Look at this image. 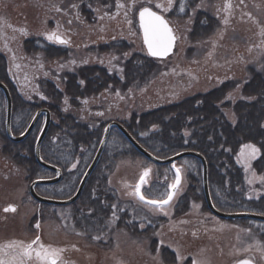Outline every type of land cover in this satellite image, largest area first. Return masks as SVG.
Returning a JSON list of instances; mask_svg holds the SVG:
<instances>
[{"label":"rangeland","instance_id":"1","mask_svg":"<svg viewBox=\"0 0 264 264\" xmlns=\"http://www.w3.org/2000/svg\"><path fill=\"white\" fill-rule=\"evenodd\" d=\"M86 2L94 16L90 22L82 12V3L76 0H0V52L7 59L17 93L41 109L51 101L41 82H52L64 95L61 111L91 129L102 127L104 134L111 122L126 124L133 115L207 94L226 81L237 86L225 102L246 100L243 84L254 73L264 76V0L203 1L188 13L176 11V2L170 11L155 7L157 3L167 7V0ZM144 6L169 20L179 39L175 53L164 61L157 60L156 69L144 81L135 79L130 85L110 87L97 95L69 96L65 89L67 74L98 66L124 82L128 57L148 55L139 23V11ZM198 11L209 13L219 23L215 33L202 41L191 37ZM52 32L68 43L48 40L47 34ZM27 41L46 42L65 52L66 57L50 59L42 52L29 53ZM121 43L122 47H115ZM56 120L53 114L52 124ZM44 124L41 118L36 136ZM115 147L116 141L110 144V152ZM3 148L0 140V251H8L9 257L18 255L19 249L5 247L10 242L27 245L39 237L46 247L62 250L59 259L68 264H237L244 259L264 264V224L246 227L214 217L205 202L193 201V196L187 195L190 184L185 167L179 190L162 212L133 193L144 170L151 169L142 192L148 199L164 198L176 179L170 168L143 158L118 160L109 171L111 164L104 165L106 191L115 197L114 210L107 232L88 239L76 228L72 207H40L33 200V181L25 169L4 154ZM52 177L48 173L38 178ZM50 191L39 190L44 195ZM10 206L15 211H5ZM120 220L125 222L123 227L118 226ZM166 249L174 254L173 263L165 260ZM38 262L33 252L29 263Z\"/></svg>","mask_w":264,"mask_h":264},{"label":"trees","instance_id":"2","mask_svg":"<svg viewBox=\"0 0 264 264\" xmlns=\"http://www.w3.org/2000/svg\"><path fill=\"white\" fill-rule=\"evenodd\" d=\"M76 1L82 3L84 16L89 22L92 21L93 12L86 0ZM203 1L217 0H175L176 11L181 12L180 8L183 7V12H192ZM218 27L219 23L212 15L198 11L191 37L195 41L208 39ZM25 45L29 53L42 52L50 59L66 57L65 52L46 42L27 41ZM122 46L123 43L115 47ZM156 65V60L148 56L132 54L125 64L124 82L110 75L104 68L87 66L66 75L65 89L73 99L97 95L110 87L130 85L135 79L144 81L156 69ZM0 81L9 87L12 94L13 131L23 132L41 108L17 93L9 75V64L1 52ZM41 86L51 99L42 108H49L57 116L44 141L42 154L47 162L62 168L65 176L60 185L40 190L49 189L50 195L69 198L96 154L103 136L102 127L91 129L73 115L64 114L61 111L63 93L49 81H42ZM236 86L233 81L223 82L207 94L191 96L159 109L133 115L128 123L123 124L145 149L159 157L168 158L187 150L205 156L209 166L212 199L219 210L264 215V76L254 73L243 84L242 94L246 100L225 102L229 94L236 90ZM5 104V96L0 91V140L4 145V154L27 171L29 180L45 176L48 172L37 164L34 156L37 130L21 144L10 142L5 131ZM225 111H230L231 114L227 115ZM115 141L117 147L110 152L109 146ZM246 143L254 144L260 149L257 156L249 162L248 168L242 160L238 162L240 149ZM126 158L142 157L120 133L113 132L97 170L79 202L72 206L76 228L84 232L88 239L107 232L114 210L115 197L106 191L107 176L102 172L103 166L111 164L107 169L112 170L116 161ZM181 163L188 170L190 189L187 195L193 196V201L204 202L200 162L189 158ZM70 169L72 170L68 172ZM58 190L64 192L57 193ZM188 208L189 203H186V209ZM125 216L124 214L123 217ZM124 223V220H120L118 226L123 227ZM237 223L246 227L261 224L252 220ZM262 240L264 241V234ZM163 255L168 263L174 262L175 256L169 250H164Z\"/></svg>","mask_w":264,"mask_h":264},{"label":"water","instance_id":"3","mask_svg":"<svg viewBox=\"0 0 264 264\" xmlns=\"http://www.w3.org/2000/svg\"><path fill=\"white\" fill-rule=\"evenodd\" d=\"M139 23H140V21H139ZM140 28L142 31V36H143V41H144V31H143V28L141 27V25H140ZM172 30H173V28H172ZM173 34L175 36L173 48L171 49V51L167 55H165L163 57L150 55L148 52L147 44L144 41V45H145V48L148 52V55L151 58L156 59V60H166L169 57H171L175 53L177 42H178V36L174 32V30H173ZM0 90L4 93L5 98H6V102H7L6 133H7L8 139L11 142L18 144V143H21V142L27 140L28 137L31 136V134L37 128L41 118H45L44 127H43L42 132H41V134L37 140V143H36L35 158H36V161L40 167L44 168L45 170H47L49 172L55 173L56 178L50 179V180H37V181L32 183L31 188H30V192H31V195L34 198V200L37 201L38 203L44 204V205H49V206H59V207H66V206H70V205L75 204L81 198L90 178L92 177V175L96 171L97 167L99 166L101 159L103 157V154L105 152V149L107 147V144H108V141H109V138L111 136L112 131L116 130V131H119L124 136V138L130 143V145L136 151H138L142 157H144L145 159H147L148 161H150L156 165H159V166H166V165H173V164L177 165L178 162L182 161L183 159H187V158H194V159L199 160L202 164L203 190H204V196H205L206 204H207L210 212L214 216H216L222 220L248 219V220H255V221L264 222V216L263 215L251 214V213H225V212L218 210L215 207V205L212 201L211 191H210L209 166H208L206 158L201 153L196 152V151H184V152H180L176 155H173L169 158L157 157V156L153 155L152 153H150L147 149H145L129 133L127 128L119 122H111L106 127L104 134H103L101 144L99 146V149H98L92 163L90 164L87 171L85 172L76 194L72 198L67 199V200H59V199H53V198H47V197L41 196L36 192V189L38 186L55 185V184L60 183L63 179L62 170L59 169L58 167L52 165V164L47 163L42 157V151H41L42 145L44 143L45 138L48 135V132H49L51 124H52V113L48 109H42V110L38 111L36 113L35 117L33 118L32 122L30 123L29 127L27 128V130L22 135L16 136L12 130L13 99H12L11 92H10L9 88L7 87V85L3 82H0ZM179 169L181 170V168H179ZM174 172H175V169H174ZM175 174H176V172H175ZM180 177H181L180 184H179L177 190L175 191L173 199H174L177 191L179 190L181 183H182V180H183L181 171H180ZM140 191L142 192V189H140ZM138 199H139V197H138ZM173 199L169 202V204L173 201ZM141 202L145 203L144 201H141ZM145 204H147V203H145ZM147 205H149V204H147ZM167 205H165V206H167ZM151 206L156 207L154 205H151ZM248 262H249V264H254L250 261H248Z\"/></svg>","mask_w":264,"mask_h":264},{"label":"snow or ice","instance_id":"4","mask_svg":"<svg viewBox=\"0 0 264 264\" xmlns=\"http://www.w3.org/2000/svg\"><path fill=\"white\" fill-rule=\"evenodd\" d=\"M135 2V0H134ZM175 3V0H167L168 6L165 7L164 4L157 3L156 8H162L164 11H170L171 6ZM75 7V5H72ZM118 7H123L122 4H118ZM228 7H231L229 4ZM58 11L60 9H57ZM180 11L183 12L184 8L181 7ZM139 21L140 25L144 31V41L147 44L148 52L152 56L163 57L167 55L173 48L175 41V36L173 34L172 28L169 26L168 21L165 17L159 14L157 11H153L152 7L144 6L139 11ZM131 23V21H129ZM227 23V21H225ZM47 39L50 41H55L61 44L68 43L67 40L63 39L55 32L47 34ZM102 115V113H100ZM260 152V149L257 148L254 144L246 143L244 144L239 153L238 162L242 160L246 168L250 167V161L254 159L257 154ZM75 167V164L73 165ZM176 172L175 182L170 186L171 191L167 192L164 198L161 199H147L143 192L140 191L141 186L146 183V177L149 175L151 169H145L143 174L140 177L139 183L136 185V191L133 193L138 196L141 201L149 205L156 206L160 211H164V206L169 204L173 199L175 191L177 190L180 184V169L176 167L175 164L172 165ZM264 179V178H262ZM5 211H15V208L10 206L5 209ZM39 227V225H37ZM33 245H37V248H33ZM5 247L8 248H19L20 252L16 257H13L12 260H3L0 259V264H25V259L32 258L33 252H35L36 259L41 261L42 264H57L59 259L60 252L62 250L51 248L50 246H45L40 242L39 237L33 240L31 243L25 245L23 242L12 241ZM239 264H249L247 260L240 261Z\"/></svg>","mask_w":264,"mask_h":264},{"label":"bare ground","instance_id":"5","mask_svg":"<svg viewBox=\"0 0 264 264\" xmlns=\"http://www.w3.org/2000/svg\"><path fill=\"white\" fill-rule=\"evenodd\" d=\"M32 135V134H31ZM31 136H29L28 138H30ZM37 140L38 139H36V143H37ZM35 147H36V144H35ZM150 152V151H149ZM151 153V152H150ZM153 154V153H152ZM153 155H155V154H153ZM155 156H157V155H155ZM157 157H159V156H157ZM147 160V159H146ZM150 162V161H149ZM152 163V162H151ZM154 164V163H153ZM156 165V164H155ZM157 166H159V165H157ZM161 167H167V168H170V170L173 172V169H172V167H171V165H166V166H161Z\"/></svg>","mask_w":264,"mask_h":264},{"label":"flooded vegetation","instance_id":"6","mask_svg":"<svg viewBox=\"0 0 264 264\" xmlns=\"http://www.w3.org/2000/svg\"><path fill=\"white\" fill-rule=\"evenodd\" d=\"M212 237H214V235H211V236H210V238H212ZM7 252H8V251H7ZM7 252H6V253H7ZM19 252H20V251H19ZM3 256L6 257L5 260H9V252H8L7 254L3 255Z\"/></svg>","mask_w":264,"mask_h":264}]
</instances>
